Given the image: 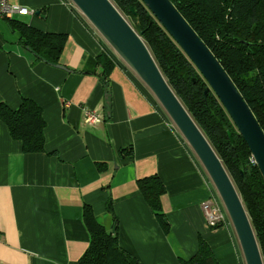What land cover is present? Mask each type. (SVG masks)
<instances>
[{
  "label": "crops",
  "instance_id": "obj_1",
  "mask_svg": "<svg viewBox=\"0 0 264 264\" xmlns=\"http://www.w3.org/2000/svg\"><path fill=\"white\" fill-rule=\"evenodd\" d=\"M7 1L32 12L13 19L66 38L58 61L64 70L35 58L10 21L0 20V102L11 109L22 98L37 103L46 122L45 151L52 153H23L0 121V264H78L89 243L85 205L141 264H181L197 252L199 237L216 264H245L231 224L209 227L203 218L200 203L219 196L200 161L150 89L74 3ZM103 49L116 63L107 79L96 65ZM84 108L100 121L86 123ZM98 162L106 163L104 171ZM150 175L165 188L166 233L136 185Z\"/></svg>",
  "mask_w": 264,
  "mask_h": 264
},
{
  "label": "trees",
  "instance_id": "obj_2",
  "mask_svg": "<svg viewBox=\"0 0 264 264\" xmlns=\"http://www.w3.org/2000/svg\"><path fill=\"white\" fill-rule=\"evenodd\" d=\"M111 1L141 33L167 83L222 161L249 212L264 262V180L246 143L213 92L204 95L205 80L144 5L139 0ZM170 1L211 49L264 133V0ZM9 21L12 30L19 33L18 43L23 48L45 63L58 64L65 35L43 32L15 19ZM96 65L107 79L116 63L103 49L96 56ZM0 121L7 127L9 136L21 143L23 153L52 154L45 151L46 122L41 107L33 100L22 98L15 109L0 102ZM227 129L233 145L226 135ZM126 151L123 149L122 153ZM131 152L129 148L126 155ZM105 165L96 164L99 171H104ZM136 185L166 233L169 225L160 205L164 185L156 175L137 179ZM105 208L116 222L111 200H107ZM83 224L89 243L78 264H141L119 246L116 230L108 232L87 205L83 207ZM181 264L216 263L208 245L199 237L197 252L188 260H181Z\"/></svg>",
  "mask_w": 264,
  "mask_h": 264
},
{
  "label": "water",
  "instance_id": "obj_3",
  "mask_svg": "<svg viewBox=\"0 0 264 264\" xmlns=\"http://www.w3.org/2000/svg\"><path fill=\"white\" fill-rule=\"evenodd\" d=\"M71 1L119 58L150 89L200 161L227 211L245 264H264L249 212L240 194L211 144L167 83L141 33L130 25L111 0ZM139 1L203 77L207 84L204 95L212 91L219 100L246 143L264 180V133L211 49L170 0ZM54 66L65 70L61 65ZM226 135L233 145L230 130H226Z\"/></svg>",
  "mask_w": 264,
  "mask_h": 264
},
{
  "label": "built area",
  "instance_id": "obj_4",
  "mask_svg": "<svg viewBox=\"0 0 264 264\" xmlns=\"http://www.w3.org/2000/svg\"><path fill=\"white\" fill-rule=\"evenodd\" d=\"M32 12L17 4L9 3L7 0H0V20H11L17 15H27ZM85 122L94 124L100 121L99 116L92 110L83 109ZM220 198L206 199L200 203V210L206 224L209 227L222 224L227 219V212L220 204Z\"/></svg>",
  "mask_w": 264,
  "mask_h": 264
},
{
  "label": "rangeland",
  "instance_id": "obj_5",
  "mask_svg": "<svg viewBox=\"0 0 264 264\" xmlns=\"http://www.w3.org/2000/svg\"><path fill=\"white\" fill-rule=\"evenodd\" d=\"M74 5V4H73ZM124 16V15H123ZM125 17V16H124ZM126 18V17H125ZM126 20H127V18H126ZM109 46V45H108ZM110 47V46H109ZM111 48V47H110ZM112 49V48H111ZM113 51V50H112ZM113 53L116 55V57H118L119 58V56L113 51ZM120 59V58H119ZM121 60V59H120ZM122 61V60H121ZM123 62V61H122ZM125 64V63H124ZM134 73V72H133ZM209 177V176H208ZM210 179V178H209ZM211 181V180H210ZM220 204H217L218 206H221V207H223V209H225L224 208V206H223V203H222V201H221V199H220ZM225 211H226V209H225ZM227 212V211H226ZM226 221L228 222V223H230L231 224V221H230V219H229V216H228V214H227V219H226ZM220 225V224H219ZM217 226V225H216ZM231 226H232V224H231ZM112 230V229H111Z\"/></svg>",
  "mask_w": 264,
  "mask_h": 264
}]
</instances>
